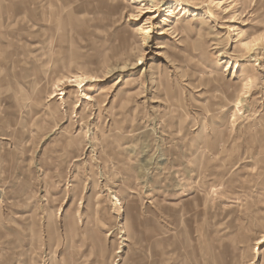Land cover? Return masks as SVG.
<instances>
[{"label": "rangeland", "instance_id": "1", "mask_svg": "<svg viewBox=\"0 0 264 264\" xmlns=\"http://www.w3.org/2000/svg\"><path fill=\"white\" fill-rule=\"evenodd\" d=\"M256 36L264 0H0V264H264Z\"/></svg>", "mask_w": 264, "mask_h": 264}, {"label": "bare ground", "instance_id": "2", "mask_svg": "<svg viewBox=\"0 0 264 264\" xmlns=\"http://www.w3.org/2000/svg\"><path fill=\"white\" fill-rule=\"evenodd\" d=\"M139 2V0H138ZM143 2V1H142ZM148 2V1H147ZM141 3V2H140ZM179 3V2H178ZM142 4V3H141ZM178 5V4H177ZM180 7V5H179ZM180 9V8H179ZM184 9V8H183ZM232 20V19H231ZM179 26L182 28L184 27L186 29V32L189 33V26L188 24H181L179 22H175L171 29L172 30H178L179 29ZM161 34H164V32H161ZM166 34V33H165ZM264 38V36H256L254 37L253 39H250L249 41H240L239 42V46L240 48H242L246 53H247V56H252L254 55L255 53H257V51L260 49L259 45L261 44L262 42V39ZM164 47L161 45L159 46L157 49H163ZM255 58V57H254ZM235 68H239L238 64L235 62V65H234ZM236 70V69H235ZM111 71H107V74H109ZM81 75V74H80ZM80 75H73V76H70L68 78H66L67 80V83H77L78 86H80V84L84 83V82H87V80H85L84 77L80 76ZM244 84L242 85L244 87L243 90H246L245 93H247V90L249 89L250 87V84H251V79H247V80H244ZM241 86V87H242ZM55 97V93H51V96L50 98H53ZM87 100H90L89 98H87ZM241 103L240 100L237 101V106H239ZM224 110V109H223ZM237 110V109H236ZM233 114V113H232ZM259 128V127H258ZM251 130V129H250ZM257 146V145H256Z\"/></svg>", "mask_w": 264, "mask_h": 264}]
</instances>
